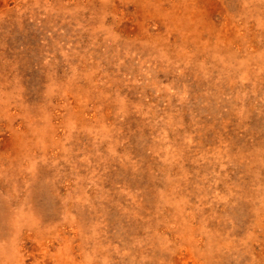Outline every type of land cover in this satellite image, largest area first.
<instances>
[{
  "label": "rangeland",
  "instance_id": "1",
  "mask_svg": "<svg viewBox=\"0 0 264 264\" xmlns=\"http://www.w3.org/2000/svg\"><path fill=\"white\" fill-rule=\"evenodd\" d=\"M0 264H264V0H0Z\"/></svg>",
  "mask_w": 264,
  "mask_h": 264
}]
</instances>
